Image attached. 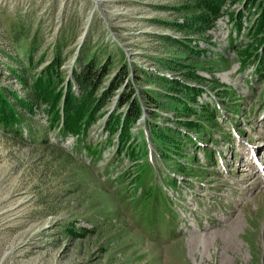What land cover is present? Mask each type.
<instances>
[{"label":"rangeland","instance_id":"374dc122","mask_svg":"<svg viewBox=\"0 0 264 264\" xmlns=\"http://www.w3.org/2000/svg\"><path fill=\"white\" fill-rule=\"evenodd\" d=\"M190 3L0 0V89L23 117L13 130L0 123V264H264V178L251 177L243 146L264 147V59H246L257 44L256 8L226 0L212 29L194 33L180 28ZM55 57L60 89L71 82L75 94L76 72L91 59L109 69L97 95L128 69L131 86L115 92L84 137L64 135L33 97ZM170 81L203 92L190 101ZM130 89L143 115L130 128L129 151L117 153L107 123L126 112H117L118 99ZM145 92L169 110L145 101ZM213 95L214 123L199 119L203 107L213 113ZM180 99L196 114H182ZM154 123L194 134L202 147L183 135L181 156L168 151L160 161Z\"/></svg>","mask_w":264,"mask_h":264},{"label":"trees","instance_id":"16d2710c","mask_svg":"<svg viewBox=\"0 0 264 264\" xmlns=\"http://www.w3.org/2000/svg\"><path fill=\"white\" fill-rule=\"evenodd\" d=\"M190 2L189 10H186V14L189 16L186 20L188 23H183L180 28L186 32L203 33L211 30L215 22L222 17L223 5L226 0H190ZM247 5L256 8L253 36L256 38L255 41L257 44L255 45L256 48L251 47L255 52L247 53L246 55L248 57L246 56V59L256 56L255 58L258 60L259 65V62L264 59V0H246L245 6ZM229 17L234 20V15H230ZM239 17H241V13H239ZM242 28L241 21H235L236 32L240 33ZM258 52L262 54L258 56ZM256 59L254 60L256 61ZM61 63V59L55 57L51 64L36 79L33 85V97L49 107V113L53 117L51 123L53 126L61 125L64 135H80L81 133H86L85 131L97 121L115 92L122 86L129 89L131 86L128 80L129 72L126 66H121L111 84L108 86L107 91H101L99 94L100 97H98L99 95L97 94L100 91V84L103 78L109 74V69L107 65L99 67L95 63V60L91 59L86 62L82 72H76L75 80L79 92L75 94L73 91L74 86L71 82H68L67 89H60L62 81L59 80V68ZM170 64L172 66L178 65L177 62H171ZM185 75L191 81L201 82V78L198 76L191 75L189 77V73ZM21 81L24 80L21 79ZM167 86L171 90H175L177 94L183 93L190 101L194 102H196L198 93L201 92L197 87L179 82L170 81ZM145 95V101H152L155 105H158V108L169 110L168 105L156 100L152 94L150 95L148 92H145ZM13 97L19 107H23L30 113L34 112L31 103L21 99L18 94L13 93ZM131 97L132 89L120 95L117 112L123 106H127L126 112L123 115L120 113L111 115L107 123L110 133L112 135H119L120 146L118 153L123 151V149L129 151L131 148L129 147L130 128L135 126L136 122L143 115L141 103L137 98ZM180 103L184 107L182 114L192 111L194 113L196 112L193 108H187L186 103L182 99H180ZM208 111V107H203L199 119L207 122H210L211 119L213 120V114L208 113ZM22 121L23 117L19 114L16 106L5 98L3 91L0 89V123H3L6 127H10L13 130V127L19 126ZM183 127L205 134L204 125L199 126L195 123L184 122ZM177 130L175 128H163L156 123L150 127L151 137L153 138V135H155L160 142V144L156 142V145L163 158H170V153H167L168 151H172L181 156V147L184 139L183 135ZM126 144L127 146L123 148V145ZM178 170L184 169L178 167Z\"/></svg>","mask_w":264,"mask_h":264},{"label":"bare ground","instance_id":"6f19581e","mask_svg":"<svg viewBox=\"0 0 264 264\" xmlns=\"http://www.w3.org/2000/svg\"><path fill=\"white\" fill-rule=\"evenodd\" d=\"M99 4H100V2L95 1V6L97 5L96 7H99ZM262 149L264 150V147H262ZM262 159H263V161H264V155L262 156ZM255 165H256V169H257V170H260V169H261V164H260L259 162H256ZM260 172H261V171H260ZM263 175H264V174H263ZM211 235H212L211 237L214 238L216 234H213V233H212ZM202 240H207V239H202ZM208 242H209V241H208Z\"/></svg>","mask_w":264,"mask_h":264}]
</instances>
